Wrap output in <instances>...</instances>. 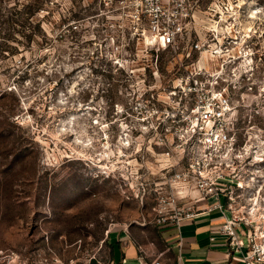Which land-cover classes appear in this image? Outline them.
Segmentation results:
<instances>
[{"label":"rangeland","instance_id":"374dc122","mask_svg":"<svg viewBox=\"0 0 264 264\" xmlns=\"http://www.w3.org/2000/svg\"><path fill=\"white\" fill-rule=\"evenodd\" d=\"M223 3L242 11L230 49L242 56L229 65L253 67L232 94L241 106L234 123L245 135L243 169L264 180V0ZM106 5L110 0H0L2 252L78 264L102 255L113 223L149 219L151 195L137 186L152 176V158L144 134L135 139L130 131L146 112L128 106L144 99L150 83L164 86L172 64L166 51L142 44L117 48L104 25ZM115 58L127 61L119 68ZM257 214L264 215V190Z\"/></svg>","mask_w":264,"mask_h":264},{"label":"built area","instance_id":"2783aa9c","mask_svg":"<svg viewBox=\"0 0 264 264\" xmlns=\"http://www.w3.org/2000/svg\"><path fill=\"white\" fill-rule=\"evenodd\" d=\"M111 2L104 25L113 32L110 39L116 47L135 43L166 51L172 64L164 86L150 83L144 99L128 106L131 112L141 108L146 112L145 123H130V131L135 139L144 134L149 163L156 169L148 166L152 176H145L140 187L136 184L137 190L151 195L148 222L179 227L185 220L218 210L225 218L218 230L228 246L240 252L244 264H264V223L258 222L264 215L257 214L264 180L243 169L245 135L234 123L241 106L234 104L232 94L253 74V67L229 65L242 56L241 50L230 51L243 29L242 11L223 0L205 9L198 0H113V6ZM102 13L100 9L97 15ZM126 61L115 58L114 64L122 68ZM154 69L155 80L157 59ZM256 152L254 147L255 161ZM0 264L42 261L0 251ZM78 264L112 263L94 253Z\"/></svg>","mask_w":264,"mask_h":264},{"label":"crops","instance_id":"0c3cea01","mask_svg":"<svg viewBox=\"0 0 264 264\" xmlns=\"http://www.w3.org/2000/svg\"><path fill=\"white\" fill-rule=\"evenodd\" d=\"M224 219L220 211L212 210L179 227L154 225L145 219L113 223L102 239L100 256L112 264H153L155 260L163 264H244L240 252L230 248L218 230Z\"/></svg>","mask_w":264,"mask_h":264},{"label":"bare ground","instance_id":"6f19581e","mask_svg":"<svg viewBox=\"0 0 264 264\" xmlns=\"http://www.w3.org/2000/svg\"><path fill=\"white\" fill-rule=\"evenodd\" d=\"M248 54V53H247ZM246 59V58H245ZM251 59V58H250ZM247 60V59H246ZM249 65V64H248Z\"/></svg>","mask_w":264,"mask_h":264}]
</instances>
